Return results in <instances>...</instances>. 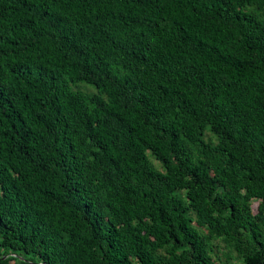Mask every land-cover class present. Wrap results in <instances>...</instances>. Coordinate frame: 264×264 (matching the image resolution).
Segmentation results:
<instances>
[{
    "label": "trees",
    "instance_id": "1",
    "mask_svg": "<svg viewBox=\"0 0 264 264\" xmlns=\"http://www.w3.org/2000/svg\"><path fill=\"white\" fill-rule=\"evenodd\" d=\"M0 264H264V0H0Z\"/></svg>",
    "mask_w": 264,
    "mask_h": 264
},
{
    "label": "rangeland",
    "instance_id": "2",
    "mask_svg": "<svg viewBox=\"0 0 264 264\" xmlns=\"http://www.w3.org/2000/svg\"><path fill=\"white\" fill-rule=\"evenodd\" d=\"M90 89H93V91H96L95 87H93L91 85H90ZM149 158H150V160H152L154 162V164H159V162L156 159H154L151 155H149ZM255 205H256V203H253V207H255Z\"/></svg>",
    "mask_w": 264,
    "mask_h": 264
}]
</instances>
